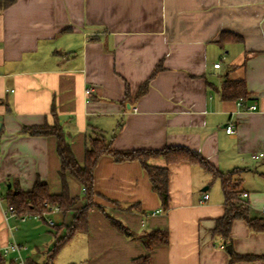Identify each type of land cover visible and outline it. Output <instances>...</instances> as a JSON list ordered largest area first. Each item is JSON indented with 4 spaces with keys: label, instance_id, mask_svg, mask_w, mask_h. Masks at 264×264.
I'll return each instance as SVG.
<instances>
[{
    "label": "crops",
    "instance_id": "obj_1",
    "mask_svg": "<svg viewBox=\"0 0 264 264\" xmlns=\"http://www.w3.org/2000/svg\"><path fill=\"white\" fill-rule=\"evenodd\" d=\"M226 80L244 83L245 102L221 99ZM54 123L79 164L102 136L114 152L184 147L221 173L240 171V199L263 218L264 158L252 156L264 153V0H15L0 9V264H15L3 253L13 241L27 247L28 264H42L75 217H6L10 189L41 183L60 193L55 137L22 134ZM66 183L81 207L82 186L70 175ZM94 193L87 231L52 264H131L147 253L137 238L153 230L167 231L168 244L150 252V264H229L231 253L255 258L233 264H264V232L238 220L230 245L212 234L223 193L198 165L169 166L166 210L138 162L103 156Z\"/></svg>",
    "mask_w": 264,
    "mask_h": 264
},
{
    "label": "trees",
    "instance_id": "obj_2",
    "mask_svg": "<svg viewBox=\"0 0 264 264\" xmlns=\"http://www.w3.org/2000/svg\"><path fill=\"white\" fill-rule=\"evenodd\" d=\"M15 0H1L0 9L13 4ZM222 40L240 42L241 38L236 35L222 36ZM159 69V68H158ZM157 70L155 71V73ZM154 73V74H155ZM153 76V75H152ZM152 78V77H151ZM148 82L140 89L138 96L145 94ZM222 100L246 101L248 94L242 81L226 80L220 90ZM23 135L30 136H53L56 139V151L60 160L59 179L61 191L58 194H51L45 184L37 183L29 192H23L19 188L8 191L7 203L14 211L21 216H35L44 220L52 211L57 210L66 214L75 210L76 214L70 226L65 228L64 235L55 241L52 249L47 253L42 264H52L56 255L70 240L79 233H85L88 227V212L94 207V170L98 161L103 156L113 158L115 162H138L146 172L154 193L158 196L162 209L166 210L169 204V166L189 163L200 166L206 173L214 179H219L224 198V215L216 221L213 235L222 238L228 245L231 244L230 231L235 221L241 220L246 223L253 232H264V218L257 219L249 216L250 208L240 199L242 193L240 189L241 180L238 178L240 171L221 173L214 169L200 154L184 147L165 148L159 151H130L114 152L111 150L110 142L102 136L91 139L84 154V161L79 164L65 141L63 132L57 123L53 126L44 125L41 127L28 128L22 130ZM160 159L165 162V166H153L151 160ZM66 175L72 176L83 188V205L77 208L79 199L71 197L66 183ZM111 225L125 236H133L125 226L118 221L109 218ZM144 246L146 255L134 259L131 264H150V252L157 246L168 244V232L153 230L142 233L138 238ZM251 256H236L230 254L229 264L238 261H252Z\"/></svg>",
    "mask_w": 264,
    "mask_h": 264
},
{
    "label": "built area",
    "instance_id": "obj_3",
    "mask_svg": "<svg viewBox=\"0 0 264 264\" xmlns=\"http://www.w3.org/2000/svg\"><path fill=\"white\" fill-rule=\"evenodd\" d=\"M214 67L218 68L219 65H215ZM89 93H90V90H87L86 94H89ZM242 105H243V103L240 101L238 103V106L241 107ZM256 110H257L256 106H250V107L247 108V111H249V112H253V111H256ZM225 132L228 135L234 134L235 133L234 127L232 125L227 126L225 128ZM252 158L254 160H257V159H260V158H264V153H259L257 155H253ZM242 197L246 198L247 194H242ZM206 199H208L207 195L204 196V200H206ZM13 215H15V211H14V209L12 207H9L7 209V212H6V217L7 216H13ZM260 215L264 218V209H262L260 211ZM49 224H51V222H49ZM221 249H225V247L221 246ZM26 250H27L26 246L18 244V243L13 241L8 247L4 248L3 253H4V255H7L8 253H14L15 254V258H14V263L15 264H28L27 260L25 259V257L22 254Z\"/></svg>",
    "mask_w": 264,
    "mask_h": 264
},
{
    "label": "water",
    "instance_id": "obj_4",
    "mask_svg": "<svg viewBox=\"0 0 264 264\" xmlns=\"http://www.w3.org/2000/svg\"><path fill=\"white\" fill-rule=\"evenodd\" d=\"M227 251H228L229 253H231V246H228V247H227Z\"/></svg>",
    "mask_w": 264,
    "mask_h": 264
},
{
    "label": "rangeland",
    "instance_id": "obj_5",
    "mask_svg": "<svg viewBox=\"0 0 264 264\" xmlns=\"http://www.w3.org/2000/svg\"><path fill=\"white\" fill-rule=\"evenodd\" d=\"M60 260H61V259H59V261H60ZM54 264H56L55 261H54Z\"/></svg>",
    "mask_w": 264,
    "mask_h": 264
}]
</instances>
